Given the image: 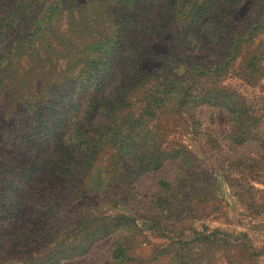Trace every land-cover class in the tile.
<instances>
[{
    "label": "rangeland",
    "instance_id": "obj_1",
    "mask_svg": "<svg viewBox=\"0 0 264 264\" xmlns=\"http://www.w3.org/2000/svg\"><path fill=\"white\" fill-rule=\"evenodd\" d=\"M135 2L140 7L131 19L127 0H0V198L12 195L9 178L18 154L33 166L40 161V149L51 143L57 163L67 152L65 165H79L77 157L81 166L92 164L84 175H74L83 184L78 198L68 191L61 197L66 217L58 222L56 238L46 248L44 242L23 239L24 229L42 227L46 211L36 204L5 238L8 250L18 244L26 247L8 255L26 261L49 248L54 251L46 260L30 259L27 264H264V0ZM208 5L223 8L217 13L229 18L231 27L220 36L219 24L211 23L200 30L198 38L222 37L221 46L208 43L200 51L175 47L182 37L186 42L193 40L194 21ZM182 7L188 12L176 13ZM170 14L174 19L169 24ZM117 15L148 23L144 30H132L127 36L129 55L140 48L151 59L134 76L161 81L169 71L180 78L188 72L195 79H200L199 74L203 79L213 74L206 84L227 86L245 113L207 105L192 107L188 114L169 113L150 134L158 138L152 142L145 136L138 146L127 148L120 165V159L109 153L110 138L98 143L100 151L105 149L95 160L84 158V148L78 147V132L86 128L75 127L74 132L56 138L63 132L60 118L90 114L91 93L98 79L92 74L102 75L99 80L109 79L106 67L114 58L112 46L117 37L111 20ZM145 42L149 47L144 48ZM158 52L167 56H156ZM219 61L222 65L216 73ZM36 91H43L38 99L31 95ZM143 92L134 98L142 99ZM37 106H44L40 116L33 114ZM91 130L87 138L92 141ZM41 133L51 141L41 140ZM170 152L185 153L186 162L164 158ZM122 178L127 189L121 197H133L132 211L98 197L109 180ZM108 192L118 194L112 185ZM92 201L95 204L87 208L85 204ZM92 213L100 238L89 241L86 254L58 262L53 254L62 257L76 237L72 220L82 224L92 219ZM107 215L115 217L118 230L102 237ZM127 222L129 228L120 227ZM4 224L2 220L0 229L7 228ZM173 241L175 248L154 254ZM119 243L130 250L124 262L117 263L113 252Z\"/></svg>",
    "mask_w": 264,
    "mask_h": 264
},
{
    "label": "trees",
    "instance_id": "obj_2",
    "mask_svg": "<svg viewBox=\"0 0 264 264\" xmlns=\"http://www.w3.org/2000/svg\"><path fill=\"white\" fill-rule=\"evenodd\" d=\"M134 1L136 0H127V3H130L127 10H130L128 16L131 17V19L133 18V13L137 12V9L140 7L137 6V2L132 3ZM117 6L118 4L114 6L113 9L115 10ZM203 8L205 10L201 18L194 21V24L196 23V29L193 32L192 38L196 41V44H193V40H190L191 42H186L187 38L182 37L175 43V47L187 51H200L202 49L201 45L215 44L221 46L224 40L222 37L219 39L207 40L203 37L198 38V35L203 27L210 25L211 23H216L219 24L217 32L220 33L221 31L219 35L222 36L231 27L229 24L230 20L229 18H223L221 13H217V11L223 10V8H216L215 10L209 5L204 6ZM187 12V9L182 7L176 13L184 15ZM112 13L115 15L114 12ZM128 16L122 17L117 15L116 18L111 20V24H113L116 31L115 33H117L116 43L112 46L114 48L112 50V58H114H110V61L107 63L108 66L106 68L109 69L106 71V77L109 78L108 80L107 78L99 80L102 75L98 73L92 74L93 77L97 76L98 79L97 84H94V91L91 93L92 97L90 100L92 101V104L89 105V108L91 109L90 114L85 118H79L78 116L76 118L72 117V119H66L64 117L60 118L62 124L60 133L62 130L63 132L60 136H56V138L64 137V135L71 131L74 132L75 127L77 129L81 127V130L86 128L84 132H78L80 138V144H78V147H83L84 149L81 151V154L84 158L90 157L91 160H95L97 153L100 154L104 152L105 148L101 151L98 149V146H100L98 143L102 144L110 138V140L107 141L112 147V149H109L111 151L109 153L112 158L120 159V165L127 148H131L132 145L138 146V144L145 140V136H148L152 142L158 138L156 135L151 138L150 134L154 133L153 130L159 129L158 121H161L162 123V118L169 113L188 114V111L192 107L195 109L203 105L216 106L232 114L245 113V110H241L236 106V102L232 95L228 93L227 86H222V84L219 83V87L218 85L211 87L206 84L207 79L212 78L213 74L208 75L206 77L207 79H203L199 74L200 79H195V77H191V74L188 72L186 74L187 77L180 78L172 75L169 71L168 77L161 81L158 78L152 80L150 77H140L139 75L134 76V73H140L139 67L146 61L149 62L151 59L147 60L145 58L146 54L144 55V53H141L140 48H138L135 53L133 52V55H129L127 36L132 30L139 32L140 30H144V28L148 27V23L147 20L133 22L131 19H128ZM170 17L169 24L172 23L171 21L174 19L171 14ZM229 35L230 34H228V36ZM197 40L200 42L197 43ZM169 41H172V38H170ZM143 44L144 48H146L149 47L150 43L145 42ZM109 52H111V50ZM109 52H107V54ZM159 55L165 56L166 54H161V52L156 53V56ZM115 58L116 61H114ZM221 65L222 61H219L218 68L215 70L216 73L219 70V67L221 68ZM204 74L205 70H202V75ZM184 83L186 84L184 85ZM142 92V99L137 100L134 98V96ZM40 94L42 96L43 91H36L31 95L38 99L40 98ZM42 111H44V106H37L33 109V114L40 116ZM94 121L95 124H93ZM82 122H85L86 126L83 127L81 124ZM102 122L103 128L101 125ZM79 124L81 126H78ZM90 128H92V136L94 137L92 141H94L95 144L87 138V135L90 133ZM103 132L107 135L103 134ZM81 134L83 136H81ZM39 138L44 142L51 141L49 138L43 136L42 133L39 135ZM50 144L46 146L45 150L40 149L38 153L40 161L35 162L33 166H29L28 163L26 164L20 154L17 155V161L15 162L9 178V186L13 189L12 195L9 194L6 197L0 198V222L4 220L6 222L4 225L7 227L6 229H0V245H2V248L0 249V264H8V262L27 264V260L29 261L30 259L44 261L46 260L45 258L49 257L54 250L45 248L50 239H55L58 235V222L66 217L61 197L68 191L69 193L74 192L72 198H76L83 184L79 181L80 177H75L74 175L78 174L79 176H82L87 172V169L92 166V164H86L85 167L81 166L82 163L78 160L79 157H77L78 159L76 160V163H80L79 165H74V163L71 166L65 165L64 161L69 155L67 152H64V157L62 156V160L57 163V158L53 159L55 153H51ZM27 145H29V143ZM60 145H62L61 142L57 144V147L59 148ZM43 146L44 145L40 148ZM65 148L70 147L67 146ZM55 152L57 153L58 149ZM164 158L179 160L181 163L186 162L187 159L183 152H170L165 154ZM156 161L159 162V160ZM123 179L124 178L116 182H110L111 180H109L108 184L105 185V190L103 192L100 191L103 195H99L98 197L100 200L104 197L108 201H114L116 204L120 203L121 205H126V207L132 211L134 203L132 200L133 197H130L131 199H129V197L125 199L121 197L127 189L125 185H122ZM160 183V185L166 184V182ZM111 185L115 186L119 195L116 193L112 195V193L108 192ZM93 194L97 196L96 192ZM95 202L92 201V203L85 205L89 208V206L95 204ZM36 204L42 206L46 211L43 224H41L42 227L36 231L32 227L29 230L24 229V231L21 232L23 239L27 242L31 240L36 243L44 242L45 248H43V252L45 254H40L41 252L39 251L36 256H30L26 261L12 258L10 255L14 250H17L19 247H26V245H14L8 250V248L5 247V238L13 232L12 229L17 227L18 222H22L24 218L26 219L29 217L31 207ZM91 215L92 219L89 221L87 219L85 222H82V224L77 223V219L72 220V227H74L73 232L76 234V237L68 244V247H65V252L62 257H56L53 254V258L58 262L68 260L74 256L86 254L90 245L89 241L91 239L94 241L95 239L100 238L95 234L96 216H94L93 213ZM122 216L134 220L131 216ZM114 218L112 219V215H107V224L102 237L111 235L118 230L116 228L117 224L114 223ZM154 219L155 218H152L151 220ZM29 220L31 221L32 218H29ZM159 223L160 222H157V224ZM26 226L27 224L22 225V229ZM122 226L129 228L130 222H127V224H121L120 227ZM29 234H31L30 237L28 236ZM173 243L174 241L172 243H166L165 245L167 246H165L164 249H158V252H155L154 254L165 253L166 251L175 248ZM59 246L63 245L61 244ZM47 250L50 252H45ZM129 250L130 248L128 246H123L122 243H119L118 247H116L113 252V257L116 262H124ZM8 253H10V255H8Z\"/></svg>",
    "mask_w": 264,
    "mask_h": 264
}]
</instances>
